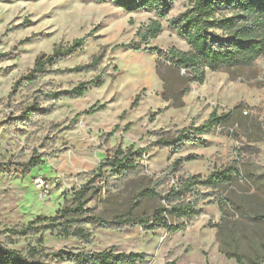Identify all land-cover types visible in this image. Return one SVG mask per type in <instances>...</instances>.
Returning <instances> with one entry per match:
<instances>
[{
	"label": "rangeland",
	"instance_id": "1",
	"mask_svg": "<svg viewBox=\"0 0 264 264\" xmlns=\"http://www.w3.org/2000/svg\"><path fill=\"white\" fill-rule=\"evenodd\" d=\"M189 7L190 0H174L160 20V36L133 51L119 47L137 42V34L156 19L154 12L126 13L94 0H0L1 244L17 251L38 246L142 253L144 264H236L227 254L241 255L244 264H264V222L256 219L264 217V57L248 68L207 71L203 85H186L180 79L184 72L164 84L157 66L165 61L153 51L189 50L172 28ZM76 40H83L81 52L56 63L53 72L87 66L105 49L102 61L71 74L21 80L39 56ZM97 77L100 86H89L80 98L53 97ZM213 111L230 113V118L198 136L199 144L177 153L151 147L152 134L199 127ZM130 145L146 150L137 160L142 167L123 176L104 171L101 185L95 183L85 194L90 213L82 217L111 219L131 208L136 215L149 214L159 199H138V192L153 187L152 176L164 174L178 160L174 180L205 178L230 167L237 177L218 190L197 188L189 199L198 202L201 215L175 234L139 226L111 231L91 222L85 228L92 241L84 245L49 232L12 236L5 231L72 206L73 190L88 183L108 152ZM38 177L44 179L42 189L35 187ZM169 185L163 182L157 191Z\"/></svg>",
	"mask_w": 264,
	"mask_h": 264
},
{
	"label": "trees",
	"instance_id": "2",
	"mask_svg": "<svg viewBox=\"0 0 264 264\" xmlns=\"http://www.w3.org/2000/svg\"><path fill=\"white\" fill-rule=\"evenodd\" d=\"M108 2L115 8L126 13L138 11H152L156 19L137 34L138 41L120 46L121 49L140 51L143 45H148L157 39L162 26L160 20L167 17L173 7L174 0H94ZM172 28L177 35L183 38L189 47L186 52L169 49L166 52L155 49L153 52L158 58L165 61L163 66L158 63L157 71L161 80L166 84L167 77L180 75L186 85H203L206 72L217 73L234 68H248L256 60L264 57V0H190V7L172 22ZM83 40H76L71 45L57 47L50 55L39 56L33 68L21 80L33 82L37 76L47 73L71 74L87 67L98 65L105 56L106 50H101L94 56L87 66H78L71 70L53 72L52 66L75 53L81 52ZM162 69L166 71L162 73ZM51 70V71H50ZM101 77L88 82L80 83L69 90L54 94L53 97L80 98L92 85L100 86ZM165 100L171 97L162 96ZM139 96H136L131 108L137 105ZM103 106L99 108L102 109ZM230 113L217 116L213 111L208 120L199 127L182 129L175 133L159 131L152 134L155 141L151 147L169 149L175 153L184 149L187 144H199L198 136L228 122ZM146 150L134 151V145L127 148L118 146L110 150L102 160L96 173L92 175L85 186L73 190V205L59 210L52 217L38 216L26 226L18 229L5 230L12 236H24L28 233L50 235L64 239L75 238L84 245H90V231L85 228L93 223L94 228L105 230H123L135 226L143 227L145 231H154L162 228L170 234H175L187 228L188 223L200 217L201 210L198 202L189 198L195 194L197 188L218 190L234 182L237 170L230 167L215 171L207 177L192 176L186 180H174L181 161L178 160L161 175H153L155 185L144 188L137 194L138 199H159V205L149 214L136 215L133 209L125 214L104 219L98 216L82 217L90 210L85 209L87 200L85 194L92 185L99 184L103 172L109 170L117 176L133 172L142 167L137 160L142 159ZM170 183L167 190L158 192L157 188L163 182ZM101 189V188H100ZM221 209H222V204ZM264 222V217L256 218ZM42 243V239L38 240ZM41 246V245H40ZM28 247L25 251H17L0 243V264H52V262H67L70 264H144L145 255L142 253H116L113 250L91 252L84 249L46 251L43 248ZM236 264H244L238 254H227Z\"/></svg>",
	"mask_w": 264,
	"mask_h": 264
},
{
	"label": "built area",
	"instance_id": "3",
	"mask_svg": "<svg viewBox=\"0 0 264 264\" xmlns=\"http://www.w3.org/2000/svg\"><path fill=\"white\" fill-rule=\"evenodd\" d=\"M34 183H35V187L37 189H42L44 187V179L43 178H35L34 180Z\"/></svg>",
	"mask_w": 264,
	"mask_h": 264
}]
</instances>
